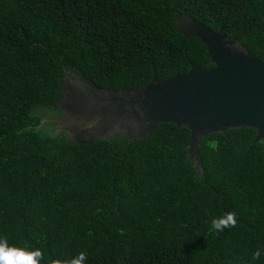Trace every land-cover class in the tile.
Instances as JSON below:
<instances>
[{
	"label": "trees",
	"instance_id": "16d2710c",
	"mask_svg": "<svg viewBox=\"0 0 264 264\" xmlns=\"http://www.w3.org/2000/svg\"><path fill=\"white\" fill-rule=\"evenodd\" d=\"M180 16L223 27L264 62V0H0V237L10 245L41 249V264L80 252L84 264H264L255 129L205 136L198 170L187 128L78 143L51 121L69 73L118 91L213 66L205 44L179 32ZM228 212L236 226L210 231Z\"/></svg>",
	"mask_w": 264,
	"mask_h": 264
},
{
	"label": "water",
	"instance_id": "95a60500",
	"mask_svg": "<svg viewBox=\"0 0 264 264\" xmlns=\"http://www.w3.org/2000/svg\"><path fill=\"white\" fill-rule=\"evenodd\" d=\"M177 25L180 33L205 44L213 66L193 64L167 79L154 74L141 87L118 91L87 79L97 103L80 110L78 129L91 136L78 143L105 139L115 126L128 130L131 140L144 139L159 124L171 123L190 130L189 159L199 170V146L209 134L252 128L257 131L254 142L264 140V62L244 49L237 36L228 38L223 27L213 32L188 16H180Z\"/></svg>",
	"mask_w": 264,
	"mask_h": 264
},
{
	"label": "flooded vegetation",
	"instance_id": "af4514ba",
	"mask_svg": "<svg viewBox=\"0 0 264 264\" xmlns=\"http://www.w3.org/2000/svg\"><path fill=\"white\" fill-rule=\"evenodd\" d=\"M91 87L87 79L77 73H69L66 77V83L62 90L61 100L57 101L58 111L55 118L51 121L55 124H64L63 128L69 130L76 142L83 141L91 131H81L78 129L83 122L80 121L82 113L80 110L91 109L92 95Z\"/></svg>",
	"mask_w": 264,
	"mask_h": 264
},
{
	"label": "clouds",
	"instance_id": "9594fccd",
	"mask_svg": "<svg viewBox=\"0 0 264 264\" xmlns=\"http://www.w3.org/2000/svg\"><path fill=\"white\" fill-rule=\"evenodd\" d=\"M236 223V214L228 212L212 219L210 231L222 232L225 228L235 227ZM260 255V250H257L253 254V259H259ZM44 259L41 249H28L10 245L7 236L0 237V264H41ZM86 260V253L80 252L68 260H57L55 264H84Z\"/></svg>",
	"mask_w": 264,
	"mask_h": 264
},
{
	"label": "rangeland",
	"instance_id": "374dc122",
	"mask_svg": "<svg viewBox=\"0 0 264 264\" xmlns=\"http://www.w3.org/2000/svg\"><path fill=\"white\" fill-rule=\"evenodd\" d=\"M91 95H92V98H93L91 103L92 104L97 103V102H95L96 101V98H95V95H94L93 92H91ZM98 95H99V98H102V95L100 94V92L98 93ZM54 118H55V114H54ZM63 126H64V124H59V123L58 124H55V129L57 130V132H64L65 135L67 136V138L70 141L76 142V139H74V135L69 130H66L65 128H63ZM46 130H47L46 132L48 134H52L53 131H54L52 129V127L46 128ZM119 133L120 134H124L125 136H129L128 135L129 131L128 130H124L123 126H115L113 129L110 130V133L107 136H105V138H108V137H110L112 135L119 134ZM90 136H91V132H89V134H87L85 136V138H79V139H87Z\"/></svg>",
	"mask_w": 264,
	"mask_h": 264
}]
</instances>
